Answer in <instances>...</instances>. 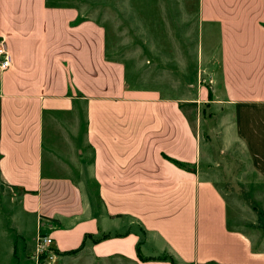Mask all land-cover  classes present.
<instances>
[{"label":"crops","instance_id":"obj_1","mask_svg":"<svg viewBox=\"0 0 264 264\" xmlns=\"http://www.w3.org/2000/svg\"><path fill=\"white\" fill-rule=\"evenodd\" d=\"M175 1L160 3L172 14ZM195 12L219 40L211 101L205 87L132 85L105 24L65 0H0L11 56L0 74V264L35 262L38 234L53 240L51 264H264V241L229 216L224 181L230 172L264 195V0H196ZM200 103L213 126L189 118Z\"/></svg>","mask_w":264,"mask_h":264},{"label":"rangeland","instance_id":"obj_2","mask_svg":"<svg viewBox=\"0 0 264 264\" xmlns=\"http://www.w3.org/2000/svg\"><path fill=\"white\" fill-rule=\"evenodd\" d=\"M65 1L79 8L86 17H92L97 22L105 24L107 53L125 63L127 79L132 85L147 88L158 86L166 93L177 92L180 96L186 92L192 94L199 87H205L210 94L208 101L213 99L207 74L216 67L219 40L217 35L216 37L215 34L208 33L205 27L198 25L197 12L194 13L196 0H184L186 2L184 8L188 9L187 12L191 15V20L187 22L177 14L176 11L180 12V9L175 0L172 14L169 11L171 5L160 3L165 0ZM133 2L141 3V6ZM153 2L155 4H152ZM187 25L191 28L190 35L188 30L182 33ZM194 105L188 107L192 123L197 115L203 119L207 116L213 126L214 108L208 103ZM200 135L213 142L207 131L202 130ZM236 168L233 171L237 170ZM229 174L225 175L224 179L228 184L225 190L229 193L231 207L229 216L235 219L239 230L244 229L255 239L263 242L264 195L253 194L252 192L261 191L253 187L249 189L248 181L239 182L232 177L229 178ZM217 182L220 184V181ZM90 192H93V189ZM4 206L5 213L12 210L16 212L18 209L14 203L11 205L4 203ZM10 219L14 220V217L11 215ZM22 221L26 224L24 237L31 247L33 244L30 237L31 221L29 219ZM32 253H35V247ZM4 256L5 254L2 258ZM30 260L32 264L35 263Z\"/></svg>","mask_w":264,"mask_h":264},{"label":"built area","instance_id":"obj_3","mask_svg":"<svg viewBox=\"0 0 264 264\" xmlns=\"http://www.w3.org/2000/svg\"><path fill=\"white\" fill-rule=\"evenodd\" d=\"M11 66V56L6 49L3 39H0V74L7 71ZM35 264H51L56 257L53 249V240L47 234L36 236L35 253L33 254Z\"/></svg>","mask_w":264,"mask_h":264},{"label":"trees","instance_id":"obj_4","mask_svg":"<svg viewBox=\"0 0 264 264\" xmlns=\"http://www.w3.org/2000/svg\"><path fill=\"white\" fill-rule=\"evenodd\" d=\"M80 21V19H77V21H75V23L74 24H76V23H78ZM210 97V94H208V98ZM170 160V159H169ZM172 163H174V164H177L178 165V163L177 162H175V161H173V160H170ZM104 237H107V236H104ZM77 252V250H74V251H70L68 254H74V253H76Z\"/></svg>","mask_w":264,"mask_h":264}]
</instances>
